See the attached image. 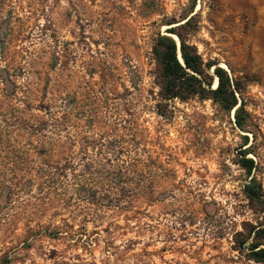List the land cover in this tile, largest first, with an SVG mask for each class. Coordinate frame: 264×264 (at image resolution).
Instances as JSON below:
<instances>
[{"label": "rangeland", "instance_id": "rangeland-1", "mask_svg": "<svg viewBox=\"0 0 264 264\" xmlns=\"http://www.w3.org/2000/svg\"><path fill=\"white\" fill-rule=\"evenodd\" d=\"M193 1L0 0V264H260L233 238L244 148L264 186V0ZM194 13L250 79L246 130L211 99L158 112L154 39Z\"/></svg>", "mask_w": 264, "mask_h": 264}, {"label": "trees", "instance_id": "trees-1", "mask_svg": "<svg viewBox=\"0 0 264 264\" xmlns=\"http://www.w3.org/2000/svg\"><path fill=\"white\" fill-rule=\"evenodd\" d=\"M196 5L197 0H194L190 13L194 12ZM196 15L197 13L186 16L183 23L167 28L166 33L159 32L154 39L152 52L157 63L156 83L160 96L158 112L164 115V107L173 99H211L227 113L233 112L237 127L246 130L250 114L243 92L250 79L234 76L219 65L216 59L206 60L203 57L190 39L191 34L198 28ZM170 33L178 39L169 35ZM5 71L2 79L7 85L11 77L9 71ZM248 140V136H245L244 145ZM247 154L248 149L244 148L238 163L247 172L248 181L244 184V193L249 207L257 215V220L243 221L242 229L234 234L233 248L244 253L249 260L264 264V186L255 173L256 161L247 157Z\"/></svg>", "mask_w": 264, "mask_h": 264}, {"label": "water", "instance_id": "water-1", "mask_svg": "<svg viewBox=\"0 0 264 264\" xmlns=\"http://www.w3.org/2000/svg\"><path fill=\"white\" fill-rule=\"evenodd\" d=\"M167 32V31H166ZM169 35H172L173 36V34H169ZM180 57H181V54H180ZM181 61H183V59H182V57H181ZM217 82L218 81H216V85H217ZM214 87V86H213Z\"/></svg>", "mask_w": 264, "mask_h": 264}, {"label": "bare ground", "instance_id": "bare-ground-1", "mask_svg": "<svg viewBox=\"0 0 264 264\" xmlns=\"http://www.w3.org/2000/svg\"><path fill=\"white\" fill-rule=\"evenodd\" d=\"M170 34H173V33H170ZM174 35V34H173Z\"/></svg>", "mask_w": 264, "mask_h": 264}]
</instances>
